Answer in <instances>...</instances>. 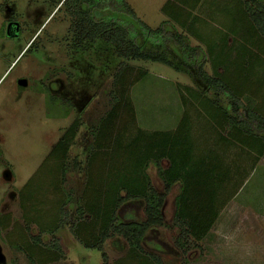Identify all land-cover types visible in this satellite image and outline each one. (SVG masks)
I'll return each mask as SVG.
<instances>
[{
    "label": "rangeland",
    "instance_id": "374dc122",
    "mask_svg": "<svg viewBox=\"0 0 264 264\" xmlns=\"http://www.w3.org/2000/svg\"><path fill=\"white\" fill-rule=\"evenodd\" d=\"M64 1L0 0V264H31L27 256L33 243L30 237L38 236L40 227L54 224L58 212L53 206L58 198L53 192L55 179L50 173L54 168L50 153L76 120H81V125L69 151L68 172L62 185L65 192L72 194L73 203L65 209L68 216H61L65 221L62 228L53 235L42 236L44 245L50 246L56 239L61 247L59 259L47 264H104L103 254L107 256L106 264L127 262L128 244L123 238L106 241L103 251H98L84 248L71 233L86 184L87 148L94 142L92 126L112 108L114 75L123 62L134 68L133 76L139 71L147 73L145 79L128 88L136 122L128 128L127 138L140 129L148 133L174 132L188 113L195 156L214 150L223 155L232 172V181L224 186L220 196L222 202L228 199L229 203L220 211L210 236L198 247L184 249L177 245L180 231L174 224V215L179 190L177 186L173 188L163 209L165 226L157 229L156 238L164 250L152 253L163 264H264V157L251 172L248 152L236 146L224 148L218 141L217 130L202 116V108L186 91L187 87L199 91L231 111L239 106L231 96L222 97L210 90L213 71L206 41L179 26L166 25L169 32L183 34L186 45L199 48L206 57L201 63V57L191 59L187 48L179 46L178 53L163 37L151 38L148 32L136 29L123 51L132 52L134 41L139 52L163 55L173 66L132 59L133 53L129 59H122L105 34L90 38L94 33L89 23L92 7L84 10L82 21H78L67 11ZM169 1L127 0L137 18L152 30L168 20L163 8ZM240 1L246 0H202L195 12L200 18L196 30L202 32L204 39L213 37L216 41L227 34L231 61L245 42L240 23L236 25V34L230 30L234 29V19L239 18L233 7ZM259 1L264 4V0ZM118 18L111 14L105 19L108 33L116 30L112 24L118 28L131 24L125 18L118 22ZM231 68L232 72L236 69L235 65ZM22 81L26 82L25 87L21 86ZM261 97L249 92L240 102L262 111ZM183 98L186 104L182 103ZM122 118L124 122L130 119ZM168 166V161L162 162L163 168ZM236 170L239 174L249 173L241 189ZM148 172L155 189L162 192L164 184L158 179L155 166ZM28 186L31 187L26 190ZM22 194L24 197L33 194L34 198L23 201ZM234 194L237 195L230 197ZM141 205L139 214L144 218L143 202ZM24 207L26 217L36 220V224L26 223ZM27 226L31 227L30 232L26 231ZM19 242L25 252L17 248ZM31 251L37 264L51 257L39 256L37 249Z\"/></svg>",
    "mask_w": 264,
    "mask_h": 264
},
{
    "label": "trees",
    "instance_id": "16d2710c",
    "mask_svg": "<svg viewBox=\"0 0 264 264\" xmlns=\"http://www.w3.org/2000/svg\"><path fill=\"white\" fill-rule=\"evenodd\" d=\"M63 5L78 21H82L84 10L92 7L89 23L94 28V33L90 34V38L96 39L101 33L105 34L109 43L117 47L122 59H129L130 53H133L132 59L173 66L163 55L139 52L134 41L131 43L132 52L123 51L130 43L129 36L139 29L148 32L151 38L163 37L165 43L178 53L179 46L187 48L192 54L191 59L201 57V63H204L206 57H203L199 48L186 45L185 36L169 32L166 25L174 24L173 26H179L191 36L199 39L202 37L207 43L208 57L212 64L213 76L208 82L210 90L219 92L222 97L231 96L239 106L231 111L199 91L189 87L186 91L192 101L202 108V116L217 130L219 143L226 149L236 146L247 151L251 159L250 171L255 170L264 157V110L262 112L247 107L240 102V98L250 92L251 95L262 96L264 99V4L259 0H246L233 7L239 14V20L234 19V29L230 27V30L233 35L236 34V25L240 23L246 43H242L234 61H231L232 54L226 45L227 34L215 41L213 37L204 39L202 32L196 30L200 18L195 12L202 5V0L169 1L163 8L168 20L156 30L137 18L127 0H65ZM111 14L119 16L118 22L125 18L131 24L120 28L112 24L116 30L110 34L105 27V19ZM217 42L221 43L217 45ZM232 65L236 68L234 72ZM133 73L134 68L127 63L120 64L113 80L116 91L110 94L112 108L92 126L94 142L87 148L89 156L86 184L75 211L77 217L71 226V233L84 248L98 251H103L106 241L121 237L128 244L125 264H163L152 251L164 250L156 237L157 229L165 226L163 209L170 192L175 186L180 189L175 200L174 215V224L180 231L177 245L190 249L212 233L220 211L229 201H221V192L232 181V172L223 155L214 150L200 157L195 156L192 122L188 113L184 114L174 132L148 133L140 129L128 139V128L136 122L128 88L147 77V73L143 71H139L136 76ZM255 77L258 80L253 81ZM182 101L187 103L185 98ZM123 116H129V121L124 122ZM80 125L81 120H76L50 153V161L54 166L50 172L55 179L53 192L58 198L53 208L58 216L52 226L40 227L39 235L30 237L33 243H28L31 253L27 256L31 264H37L31 251L34 249H37L39 256H51L40 261L42 264L54 263L59 259L61 247L58 240L55 239L50 246L44 245L42 236L53 235L62 228L65 221L61 216H68L65 209L73 203L72 194L65 192L62 185L68 172L69 151L74 145ZM104 156H108L109 160ZM163 161H168L167 168L162 167ZM151 166H155L157 177L164 184L162 192L156 190L152 183L148 172ZM235 172L237 185L241 189L249 173L239 174V170ZM30 187H26V190ZM32 198L33 194L25 197L22 194L23 201ZM141 202L144 206V218L139 214ZM24 208L26 223L30 224L31 221L36 224V220L26 217L27 207ZM30 230L31 227L27 226L26 231ZM115 243L120 247L118 241ZM17 248L23 252L26 250L21 242L17 244ZM51 249L54 251L51 252ZM103 259L106 264L105 254Z\"/></svg>",
    "mask_w": 264,
    "mask_h": 264
},
{
    "label": "water",
    "instance_id": "95a60500",
    "mask_svg": "<svg viewBox=\"0 0 264 264\" xmlns=\"http://www.w3.org/2000/svg\"><path fill=\"white\" fill-rule=\"evenodd\" d=\"M10 34L14 36V34H13V29H12V28H10ZM21 86H22V87H25V86H26V82H23V81H22V82H21Z\"/></svg>",
    "mask_w": 264,
    "mask_h": 264
},
{
    "label": "crops",
    "instance_id": "0c3cea01",
    "mask_svg": "<svg viewBox=\"0 0 264 264\" xmlns=\"http://www.w3.org/2000/svg\"><path fill=\"white\" fill-rule=\"evenodd\" d=\"M177 188H178V190H179V193H180V189H179V187H177ZM232 199H233V198H232ZM228 203H229V202H228ZM228 203H227V204H228Z\"/></svg>",
    "mask_w": 264,
    "mask_h": 264
}]
</instances>
